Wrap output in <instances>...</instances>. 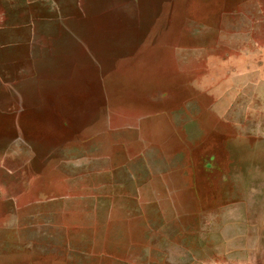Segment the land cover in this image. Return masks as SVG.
<instances>
[{
	"label": "rangeland",
	"instance_id": "374dc122",
	"mask_svg": "<svg viewBox=\"0 0 264 264\" xmlns=\"http://www.w3.org/2000/svg\"><path fill=\"white\" fill-rule=\"evenodd\" d=\"M0 264H264V0H0Z\"/></svg>",
	"mask_w": 264,
	"mask_h": 264
}]
</instances>
